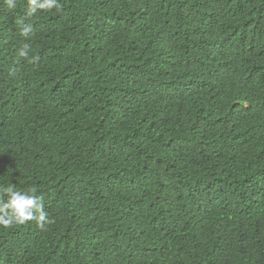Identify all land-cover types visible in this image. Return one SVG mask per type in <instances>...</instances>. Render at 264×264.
Listing matches in <instances>:
<instances>
[{"label": "trees", "instance_id": "16d2710c", "mask_svg": "<svg viewBox=\"0 0 264 264\" xmlns=\"http://www.w3.org/2000/svg\"><path fill=\"white\" fill-rule=\"evenodd\" d=\"M25 4L0 0V187L52 222L0 228V264H264V0Z\"/></svg>", "mask_w": 264, "mask_h": 264}, {"label": "clouds", "instance_id": "9594fccd", "mask_svg": "<svg viewBox=\"0 0 264 264\" xmlns=\"http://www.w3.org/2000/svg\"><path fill=\"white\" fill-rule=\"evenodd\" d=\"M4 3L9 11H14L18 7V0H4ZM58 7L59 0H26L25 16L34 17L40 13L51 12ZM33 30L31 23H22L20 35L27 38ZM29 51V45L25 44L19 49L18 55L27 57ZM28 222H35L41 228L52 222L45 211L43 197L36 194L35 189L17 190L13 184L0 187V228H11Z\"/></svg>", "mask_w": 264, "mask_h": 264}]
</instances>
